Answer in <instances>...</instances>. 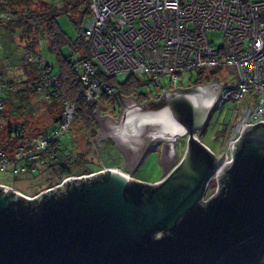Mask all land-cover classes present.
<instances>
[{
  "label": "water",
  "instance_id": "95a60500",
  "mask_svg": "<svg viewBox=\"0 0 264 264\" xmlns=\"http://www.w3.org/2000/svg\"><path fill=\"white\" fill-rule=\"evenodd\" d=\"M217 85L166 91L144 104L119 92L122 117L96 136L117 132L135 152L131 168L72 178L34 199L0 185V264H264V121L231 144L232 162L203 201L251 111L241 112L217 161L197 139L226 88ZM95 117H104L99 108ZM160 142L172 145L162 150L164 180L130 178L126 169Z\"/></svg>",
  "mask_w": 264,
  "mask_h": 264
},
{
  "label": "built area",
  "instance_id": "2783aa9c",
  "mask_svg": "<svg viewBox=\"0 0 264 264\" xmlns=\"http://www.w3.org/2000/svg\"><path fill=\"white\" fill-rule=\"evenodd\" d=\"M90 6L92 17L82 34L88 42L92 60L77 66V70L81 69V82L88 100L98 98L102 93L116 94L117 88L105 78L121 74L148 75L154 83L167 75L175 84L184 72L204 73L222 67H234L239 81L225 85L215 109L223 108L227 101L239 105L250 94L260 98L254 106L248 103L251 107L248 122L229 143L227 160L209 180L203 198L208 201L217 192V178L222 169L232 162L231 144L241 138L247 126L264 121V0H90ZM39 57L32 56L31 60L38 61ZM47 65L39 66L42 72L39 88L47 99L57 97L63 101V115L49 131L41 132L29 145L17 149L14 161L0 150V171L5 172L13 166L18 173L28 172L29 166L18 165L26 161L31 164L32 171L38 170L42 152L52 142L66 136L74 122L76 107L65 98L59 77L50 74ZM2 91L3 84L0 83V113L4 109ZM166 91L163 88L162 94ZM239 114L236 110L234 124ZM208 149L217 161L225 155L223 151L217 156ZM113 170L119 168L104 166L95 172L68 177L55 188L72 178ZM213 180L216 185L209 194ZM0 185L29 199L45 192L29 196L4 182L0 181Z\"/></svg>",
  "mask_w": 264,
  "mask_h": 264
},
{
  "label": "trees",
  "instance_id": "16d2710c",
  "mask_svg": "<svg viewBox=\"0 0 264 264\" xmlns=\"http://www.w3.org/2000/svg\"><path fill=\"white\" fill-rule=\"evenodd\" d=\"M36 2L38 0H0V75L2 76L0 83L3 84L1 98L4 103V109L0 113L2 119L0 123V150L4 151L12 161H14V153L17 149L29 145L30 141L41 132L49 131L63 115V101L57 97L47 99L42 89L39 88L42 82L40 65L47 63V68L51 69L50 74L59 77L65 98L71 100L76 107L74 121H84L88 127L97 125L95 110L99 107V98L110 96L119 101V92L126 96L135 93L134 87H136L132 80L130 86L126 85L119 89L113 82L115 78H105L117 88V93L114 95L102 93L100 97L88 100L81 82V69L77 70V66L81 62L92 60L88 42L82 34L84 27L80 28V36L76 40H72L62 29L58 20L61 15L75 11L80 17L77 22L82 26L85 18L90 19L92 17L90 0L70 1V5L61 9L51 0H44L47 4V11L45 9L40 11L33 9L31 5ZM83 2L87 4V8L80 12L79 6ZM19 6H26V9L23 10ZM15 38L20 40V45L15 43ZM68 44L72 45L74 53L80 54L78 60H72L71 56L63 55L62 48ZM46 46L57 56L59 65L57 71H55V66L43 55V48ZM35 55H40L38 61L31 60V57ZM199 73L203 76L202 79L209 77L203 72ZM202 79L196 84L206 83L201 82ZM38 93L50 102L49 105L60 107L61 110L49 128L33 132L38 127L29 124L27 115L35 114L31 94L36 96ZM12 116L16 118V121L11 120ZM60 140L52 142L47 150L42 152L40 165L46 169H53L56 174L60 171L68 174L70 173L69 165L61 160L59 154ZM20 164L25 167L29 166L28 172H33L28 161L19 162L18 165ZM100 169L102 168L85 171L86 173L82 174ZM24 203L27 204L28 201L24 200Z\"/></svg>",
  "mask_w": 264,
  "mask_h": 264
},
{
  "label": "rangeland",
  "instance_id": "374dc122",
  "mask_svg": "<svg viewBox=\"0 0 264 264\" xmlns=\"http://www.w3.org/2000/svg\"><path fill=\"white\" fill-rule=\"evenodd\" d=\"M51 1L61 9L70 5V1L75 2L76 0ZM46 5L44 0H38V2L33 3L31 6L38 11L44 9L47 11ZM20 8L24 10L26 6H21ZM86 8L87 4L84 2L79 6L80 12L84 11ZM79 19V14L75 11L73 13L63 14L59 17L58 21L62 29L72 40H76L80 36V28L84 27L87 18L84 19L85 21L83 20L84 23H82V26L77 22ZM217 37L219 38V35H217ZM15 41L16 44L18 43L20 45L21 42L18 38H15ZM38 50L40 52V48ZM62 52L64 56H71L72 60H78L80 57L79 53H74L71 44L63 46ZM43 55L55 66V71L59 70L57 56L49 50L48 46L43 48ZM204 74L209 77L202 79L201 77L203 76L199 71L184 72L182 75H179L178 81L175 84L171 82V77L167 75L161 77L159 83H154L150 76L143 74H137L135 76L121 74L115 77L113 82L120 89L126 85L130 86L133 80L136 84L134 89L138 95L154 99L162 95L163 88L167 90L189 88L194 86L200 79H202L201 82H206L203 83V85L216 83L214 82L215 80H218L219 83L224 86L227 83L230 85L237 84L239 81L238 72L234 67H222L221 69L204 71ZM31 97L35 114L27 115V118L29 119V124L38 127L37 130L33 132L49 128L61 108L49 105L50 102L45 100L39 93L36 94V96L31 94ZM98 102L100 116L111 113L114 107L118 105V101L110 96L101 97L98 99ZM259 102L260 98L250 94L239 105L234 101H227L223 108L212 109L206 125L203 130L197 134L200 142L209 147L217 156L223 154L229 135L232 132L235 111L239 110L240 112L237 118L238 120L241 117V112L247 109L248 103L254 106V104ZM11 120L16 121V118L12 116ZM118 121L119 120H117V122ZM98 130V123L93 127H88L84 121L75 120L66 133V136L62 137L60 140L58 147L59 154L61 160H64V162L69 165L70 173L65 174L60 171V173L56 174L53 169H46L44 166H40L38 170L33 172L18 173L14 172L13 168L8 167L7 171H0V181L14 186L29 196H34L49 190V188H55V186L62 183L65 178L71 175H80L86 173L85 171L103 168L104 166L122 169V167H124L122 162L123 158L120 152L115 149L114 144H116V142L111 140L106 141L110 139L109 137L99 141L96 136ZM161 160V152L151 149L147 155L142 158L138 168L132 170L130 174L134 176V180L153 184L154 181L164 176ZM215 185L216 180H213L209 189V194L213 192Z\"/></svg>",
  "mask_w": 264,
  "mask_h": 264
},
{
  "label": "flooded vegetation",
  "instance_id": "af4514ba",
  "mask_svg": "<svg viewBox=\"0 0 264 264\" xmlns=\"http://www.w3.org/2000/svg\"><path fill=\"white\" fill-rule=\"evenodd\" d=\"M214 82H216V84L214 83V88L215 89H219L218 88V80H215ZM199 85H203V84H199ZM195 83L194 86H199ZM192 86V87H194ZM191 88V87H189ZM174 90V89H173ZM168 91H171V90H168ZM164 95V93L158 97V98H149V97H143L141 95H138L136 92L135 93H131V94H128L126 95V97H131L134 101L140 103V104H144L146 103L147 101H150V100H158L160 99L162 96ZM130 107H132V103L130 105ZM123 105L121 104L120 101H118V105H116L113 109V111H111V113H108V114H105L103 119L101 120H97V123L99 125L100 128H103V129H108L107 127V124H112V123H115L117 122L118 119H120L122 117V111H123ZM102 116V115H101ZM239 120V119H238ZM236 120V121H238ZM110 130H112V127L109 128ZM113 134L112 135H109L108 137L110 138L109 140L107 139L106 141H114L116 142V144H114L115 146V149H117L118 151L122 149H124L123 153L125 154V156H127L126 158L123 157V165L125 168H131L132 167V164L134 163L132 161V157L134 155V150L132 149H129L127 145H123L121 144L120 140H119V134L116 132L114 134V131L112 130ZM158 145L159 148H162V149H166V150H169L171 149V144L170 142H160L158 144H153V145H150V146H156ZM164 145H165V148H164ZM179 148V146H178Z\"/></svg>",
  "mask_w": 264,
  "mask_h": 264
},
{
  "label": "crops",
  "instance_id": "0c3cea01",
  "mask_svg": "<svg viewBox=\"0 0 264 264\" xmlns=\"http://www.w3.org/2000/svg\"><path fill=\"white\" fill-rule=\"evenodd\" d=\"M155 150V151H160L161 152V154H162V148H159L158 146H150L149 148H148V150L143 154V156L141 157V159L139 160V162L137 163V165H136V167L133 169V170H135L136 168H138V166L140 165V162L142 161V158L143 157H145L146 155H147V153L149 152V150ZM185 146L184 147H182L181 149H180V153H179V155H178V157H177V159H176V162L171 166V168L170 169H172V170H174L176 167H177V165H179V163L181 162V160H182V158H183V156H184V153H185ZM119 152H120V155H121V157L123 158V157H125L123 154H122V152L119 150ZM11 168H13V166H11ZM122 169H125V167H122ZM169 169V170H170ZM13 170H14V172H16L15 171V169L13 168ZM129 173H127V175L130 177V178H132L133 179V175L132 174H130V172H131V170H129V169H126ZM21 173V172H20ZM164 180V176L162 177V178H160V179H158V180H156V181H154V183L153 184H156V183H160L161 181H163Z\"/></svg>",
  "mask_w": 264,
  "mask_h": 264
},
{
  "label": "bare ground",
  "instance_id": "6f19581e",
  "mask_svg": "<svg viewBox=\"0 0 264 264\" xmlns=\"http://www.w3.org/2000/svg\"><path fill=\"white\" fill-rule=\"evenodd\" d=\"M116 171H118V170H116ZM125 175V174H124Z\"/></svg>",
  "mask_w": 264,
  "mask_h": 264
}]
</instances>
